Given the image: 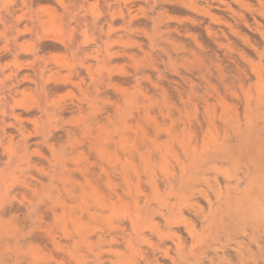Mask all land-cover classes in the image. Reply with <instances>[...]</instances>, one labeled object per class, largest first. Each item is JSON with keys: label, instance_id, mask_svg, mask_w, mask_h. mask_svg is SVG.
<instances>
[{"label": "rangeland", "instance_id": "374dc122", "mask_svg": "<svg viewBox=\"0 0 264 264\" xmlns=\"http://www.w3.org/2000/svg\"><path fill=\"white\" fill-rule=\"evenodd\" d=\"M0 264H264V0H0Z\"/></svg>", "mask_w": 264, "mask_h": 264}]
</instances>
